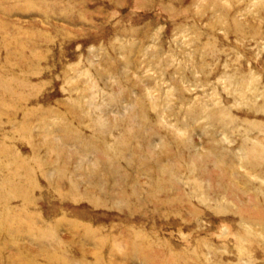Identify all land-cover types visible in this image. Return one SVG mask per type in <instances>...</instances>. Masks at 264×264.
Instances as JSON below:
<instances>
[{
    "label": "rangeland",
    "instance_id": "374dc122",
    "mask_svg": "<svg viewBox=\"0 0 264 264\" xmlns=\"http://www.w3.org/2000/svg\"><path fill=\"white\" fill-rule=\"evenodd\" d=\"M0 221V264H264V0H0Z\"/></svg>",
    "mask_w": 264,
    "mask_h": 264
},
{
    "label": "bare ground",
    "instance_id": "6f19581e",
    "mask_svg": "<svg viewBox=\"0 0 264 264\" xmlns=\"http://www.w3.org/2000/svg\"><path fill=\"white\" fill-rule=\"evenodd\" d=\"M4 181V180H3ZM6 181V180H5ZM4 181V182H5ZM5 185H6V183H5ZM9 185V184H8ZM23 193V192H22ZM20 194V193H19ZM16 196V195H15ZM2 226H3V223H2V221H0V230H1V228H2Z\"/></svg>",
    "mask_w": 264,
    "mask_h": 264
}]
</instances>
